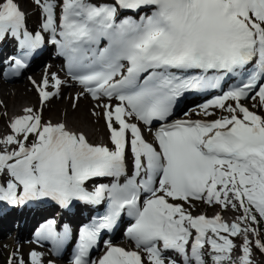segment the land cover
Segmentation results:
<instances>
[{
	"label": "snow or ice",
	"instance_id": "6c2138e0",
	"mask_svg": "<svg viewBox=\"0 0 264 264\" xmlns=\"http://www.w3.org/2000/svg\"><path fill=\"white\" fill-rule=\"evenodd\" d=\"M33 2L44 14L43 32L78 83L97 101L117 102L98 105L112 147L93 145L63 123L42 125L26 109L0 139V202L50 198L65 208L106 202V212L80 229L72 264H207L206 244L212 264H252L248 234L258 236L253 225L264 220V117L241 101L264 106V0H59V24L56 0ZM8 37L26 57L45 42L27 29L14 0L0 2V42ZM14 60L17 69L27 66ZM227 78L235 86L201 107L205 116L214 115L211 107L230 116L165 123L184 93L220 88ZM52 80L59 90L60 79ZM48 86L47 76L37 85L42 103L52 95ZM229 100L234 106H226ZM133 118L147 126L160 122L155 145ZM92 180L108 182L88 190ZM169 199L205 200L243 214L229 225L218 214L194 217ZM125 212L134 221L126 235L146 257L104 241L106 253L91 260L102 232L112 231ZM241 234V255L233 259L230 237ZM42 235L60 244L69 230L58 233L53 220ZM254 243L264 252V241ZM41 260L30 254L31 264Z\"/></svg>",
	"mask_w": 264,
	"mask_h": 264
},
{
	"label": "bare ground",
	"instance_id": "6f19581e",
	"mask_svg": "<svg viewBox=\"0 0 264 264\" xmlns=\"http://www.w3.org/2000/svg\"><path fill=\"white\" fill-rule=\"evenodd\" d=\"M23 3H24V9H22L18 3L17 4L19 5L20 10L25 14V24L27 27L28 20L31 16H34V15H36L37 17H41V16L39 14L38 6L32 5V7H30L29 2L27 0H23ZM38 30L43 31L42 29H38ZM46 34H49V33H46ZM9 51H10V46H7L5 41L0 42V109L2 112L0 116V139H4L6 136L12 134L10 124L16 118H20L24 116L26 114L25 112L26 109H29V108L33 109V115H37L35 112L37 109L40 108L39 115L41 116V123H42V122H46V120L43 119V114H44V111L48 108V106L43 107L38 103V101L36 102L34 95L31 93L30 89L27 87L24 81H19L18 83H14L13 81L15 80L11 82H6L5 80L6 75H4L3 77L1 71L4 69L3 62L5 61L6 56ZM43 66L44 64L42 65V67L40 65V67L33 70L30 73L31 75H29V78H27V80L32 84L35 94L40 102H41V98L39 95V91H37V89L35 88V85L37 86L38 82L36 81L34 75L36 74L37 70H40V68H44ZM50 67H51L50 64L45 65V68L47 69V74H49V72L51 71ZM53 75H55L56 77L60 79L61 86L59 90L56 89L57 92L55 94L57 95L55 94L51 95L49 100H47L46 102L48 103L51 99L55 98L59 94H62V95L57 102H54L53 115L50 117L51 119L49 120L52 121L54 119L56 120L59 119L63 124L66 125L67 130L78 132V133H83L86 136L89 143L93 145H107L105 138H104V132L102 131V129L101 128H98L96 130L94 129V123H93L94 121L92 118L93 116L91 114L92 110H95L94 107L98 111L103 108H100L98 106L99 104L97 106L93 104V101H95V99H93L92 97H87L88 101H85V102L81 99L79 100V98L78 99L76 98V100L79 101V106L77 105L76 107H69L67 104V100L69 99L71 94L78 95L79 97V92H80L81 87L77 83H74V81L71 82L69 80H63L62 77L59 74H57V72L52 71L51 76ZM39 76L42 78V80L45 78L42 76L41 73H39ZM19 79H16V80H19ZM68 83L75 85L76 88H73L72 90L65 89V85H67ZM76 84L80 88L76 86ZM49 87L50 85L48 86L46 91L49 89ZM64 101L66 102L65 104H64ZM104 101L105 103L111 102V101L108 102L106 100ZM46 102H43V103L41 102V104L45 105ZM213 108L214 107H211L208 110L213 109ZM199 112L203 113L202 108L199 110ZM57 124H61V123H56L55 125ZM141 130H142V134L144 138L147 140L148 138L147 133H149V130L144 129V128H141ZM12 148L13 147H11L10 149ZM4 178L7 179L8 177L5 176ZM91 187L92 185L88 187V190H91ZM31 201L33 200L25 201L24 203L15 204V205L12 204L13 206L11 207L10 211L6 215L0 217L1 221L2 222L4 221L3 222L4 230L9 231L10 229H14L18 233L19 240L25 239L28 233L33 228V226L36 225L38 221H41V219L43 218H47V219L53 218V215H54L53 213H55V210H52L51 212L48 209H44L46 206L44 202H41V203L38 202L35 204ZM218 207L220 208V206ZM83 209H85V207H81V210L79 211V213L83 212ZM230 211L234 212V210L230 207L229 211H226V213H224V216L220 215L223 222L229 225L232 223L230 220V215H229ZM84 215L85 214L83 213L82 217ZM73 217L74 215L72 214L69 217V220H71ZM194 234L195 232L193 230V237L195 236ZM238 237L242 238L243 235L242 234L238 235ZM16 261H17V258L15 255V257L12 260V264H17ZM54 262L59 263V261H54Z\"/></svg>",
	"mask_w": 264,
	"mask_h": 264
},
{
	"label": "rangeland",
	"instance_id": "374dc122",
	"mask_svg": "<svg viewBox=\"0 0 264 264\" xmlns=\"http://www.w3.org/2000/svg\"><path fill=\"white\" fill-rule=\"evenodd\" d=\"M27 1L29 2L30 7H32V5L37 6L33 2V0H27ZM0 2H2V0H0ZM14 2H17L21 6V8L24 9L23 0H14ZM56 2L58 5L57 8H59V0H56ZM57 8L55 10H57ZM39 14L41 17H37L36 15H34V16H31L29 18L28 23H27V25H28L27 29L29 31H30V29L31 30L42 29V24L44 22V14H43L41 8H39ZM41 32H43V31H40V33ZM41 34L44 36L43 33H41ZM53 67L57 68L55 65ZM31 72L23 74V76L19 80H15L13 82L18 83L19 81H24V83H26L27 87L30 89L31 93L34 95L36 102L38 101V103L43 107L48 106V108L44 111V114H43V119L46 120V122L41 123L43 125V124L49 123V121H50L49 119H51L50 117L53 115V111H54L53 110V108H54L53 104H54V102H57L60 99L62 94H59L55 98L51 99L48 103L46 102L45 105H42L41 102L39 101V99L37 98L36 94H35V91H34L32 84L27 80V78H29V75H31L30 74ZM39 73H40L39 70H37V72L34 76H35L36 81L38 82V85H41L43 80L39 76ZM51 73H52V71L49 72L50 75H51ZM47 78H48V81L50 83L49 84L50 87L47 91L50 92L52 95H54L57 92L56 88L53 87L54 81L50 77H47ZM62 78H63V76H62ZM68 84H70V83H68ZM68 84L65 85V89H68V90L71 89L72 90L73 88H76L75 85H68ZM35 88L37 89L36 85H35ZM81 92H82V90H81ZM55 95H57V94H55ZM75 97H77V99L79 98V100L80 99L83 100L84 102L88 101V98L85 94L81 95L79 92V97H78V95L71 94L69 99L67 100V104L69 107H76L77 105L79 106V101H77ZM65 101H66V99H65ZM65 101H64V104L66 103ZM106 101H108V100H106ZM102 103H105L104 99H102L101 101H97V100L93 101V104H95L96 106L98 104H102ZM109 103L115 104L114 102H109ZM241 104L243 106L249 108L250 111H253L256 114H259L261 117H264V110L262 109V106L259 104V101L256 102V101L250 100V101H247L244 103L241 102ZM227 105H233L234 106V103L227 104ZM100 108H102V107H100ZM94 109L95 110H92V113H91L93 116L92 117L93 121H94L93 122L94 123V129L96 130L98 128H101L102 131L104 132V138H105L107 146L112 147L111 142H110V132L108 130L107 124L105 123V119H104V115H103L104 110L100 109L98 111V110H96L95 107H94ZM39 111H40V108L37 109L35 113L37 115H39ZM94 112L97 114L93 115ZM210 112L214 113V115L205 116V115H203V113L197 112L195 114H189L188 116L192 117V118L194 116L196 118L200 117V118H203L206 120H215V119H219V118L231 115L230 113L223 111L221 109L212 110ZM1 113L2 112L0 109V116H1ZM237 114L239 115V113H237ZM50 123L52 125H55L56 123H62V122L59 119H57V120L54 119V120L50 121ZM76 133H78V132H76ZM147 137H148L147 140L150 141L151 135H148ZM34 139H35L34 137L30 136L29 142L31 143L32 141H34ZM9 147L11 148V146H9ZM129 160H130V153H129ZM174 204H183L185 210L190 212L191 215L194 217L199 216V215H204V216H206V218H210V219L213 218L217 214L224 216V213H226V211H229V208L231 207V206H229L228 208L225 209L221 205H218L215 203L209 205L205 200H201V201H197V202L190 201V203H185L183 201H176ZM218 206H220V208ZM242 214L243 213L240 211H235V210H234V212L230 211L229 215H230L231 222L232 223L235 222L236 218L241 216ZM3 222L0 221V223H1L0 224L1 225L0 226V264H9L10 260L12 261L13 258L15 257V255L17 258V261H16L17 264H19V262L21 260L24 261V264H31L30 254L33 252L38 253L42 257L41 264H51L52 259L49 258L48 254L44 251V249H39V248L31 246L27 237L25 239L19 240L18 233L14 229H10L9 231H5ZM209 235H210V233H209ZM230 238L234 240V243L237 246V248L232 253V257H233V259H238V257L241 255L240 246L243 244L244 237L239 238L238 236H236V237H230ZM248 238L250 241L253 242V244H252V255H251L252 264H264V252H261L255 246V243H254L256 241L255 235H252L251 233H249ZM210 251H211L210 246L206 244L205 248H204L205 254L210 252Z\"/></svg>",
	"mask_w": 264,
	"mask_h": 264
},
{
	"label": "trees",
	"instance_id": "16d2710c",
	"mask_svg": "<svg viewBox=\"0 0 264 264\" xmlns=\"http://www.w3.org/2000/svg\"><path fill=\"white\" fill-rule=\"evenodd\" d=\"M258 220H259V224L253 225V227H258L259 229V235L255 237H256V240L260 239L261 241H264V220L260 219L259 217H258ZM209 254L210 252L206 253L205 258L207 260V264H212L211 260L207 259Z\"/></svg>",
	"mask_w": 264,
	"mask_h": 264
}]
</instances>
